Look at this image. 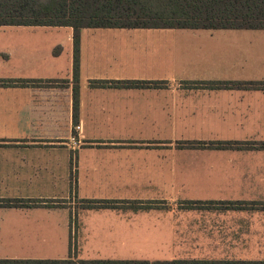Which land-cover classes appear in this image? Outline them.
Instances as JSON below:
<instances>
[{
  "label": "crops",
  "instance_id": "0c3cea01",
  "mask_svg": "<svg viewBox=\"0 0 264 264\" xmlns=\"http://www.w3.org/2000/svg\"><path fill=\"white\" fill-rule=\"evenodd\" d=\"M7 28L24 33L0 36V80L55 82H0V198L42 200L0 206V258L76 257L72 198L114 201L78 213L124 217L119 226L101 224L116 236L106 240L113 245L145 235L157 244L167 235L179 246L189 235L206 239L177 251L258 250L263 204L228 203L264 202V89L233 84L264 81L262 36L236 28L85 27L75 81L72 26L0 25ZM122 80L150 82H100ZM52 234L61 255L16 252L50 244ZM183 258L248 259H170Z\"/></svg>",
  "mask_w": 264,
  "mask_h": 264
},
{
  "label": "trees",
  "instance_id": "16d2710c",
  "mask_svg": "<svg viewBox=\"0 0 264 264\" xmlns=\"http://www.w3.org/2000/svg\"><path fill=\"white\" fill-rule=\"evenodd\" d=\"M0 25L72 26L75 31L74 79L77 81L80 68L79 35L82 28L264 29V0H0ZM0 82L38 84L55 81L18 78L1 79ZM100 82L140 84L150 81ZM233 84L264 89V81L233 82ZM233 145L242 146L239 142L219 143L220 147ZM258 146L264 148V142ZM41 201L0 198V206H32L40 205ZM82 201L87 203L84 208L116 207L111 200L82 199ZM242 204V202L228 203L229 206L235 207H241ZM45 205L52 204L47 202ZM0 264H264V258L148 260L86 259L70 256L68 258H0Z\"/></svg>",
  "mask_w": 264,
  "mask_h": 264
},
{
  "label": "rangeland",
  "instance_id": "374dc122",
  "mask_svg": "<svg viewBox=\"0 0 264 264\" xmlns=\"http://www.w3.org/2000/svg\"><path fill=\"white\" fill-rule=\"evenodd\" d=\"M246 33L255 34L258 36H262L264 38V29H244L243 30ZM19 33L17 30H10V29H4L0 30V36L3 35H16ZM69 202L72 209H74V213L77 214L75 218H73L72 214V221L77 225V233L71 234V240H70V254L76 255V257L80 258H107V259H148V260H171L170 258H174L175 255H194V254H201V255H211V256H221V257H227V258H248V259H263L264 258V237L263 241H259L262 243V245H258L256 248L258 250L256 251H215V252H204V251H198V252H180L177 251V249H183L188 248L191 244H198L194 241L198 239H201L202 242H205V237H195L193 236H184L181 240L180 237H176L179 240L185 242V245H170L168 242V238L170 236L167 235H161L159 243H151V241L148 238V235L136 237L133 242H130V245H113L112 243H107L106 240L108 238H115L116 236L107 235L105 234V231L101 224H105L108 222H113L114 224H118L122 220H126L124 217L118 218L115 217L113 219L108 218L109 216L106 215L105 212H99L91 210L87 211L85 215L82 217H78V213L84 206L87 204L81 199L78 198H72ZM226 204V203H225ZM262 203H252L247 202L243 203L241 207H235L230 206L234 208H240L244 210L245 208L251 209L253 205H255L257 208L262 207ZM261 206V207H260ZM264 206V204H263ZM126 208V207H124ZM128 209V208H127ZM126 213H128L126 216L128 220H131L130 225H138L139 222H135L136 218L131 217L133 214L130 210H126ZM104 213V214H103ZM149 216V215H147ZM87 224L86 228L83 229V232L85 234L84 240L82 238L81 231L79 230V227L82 225V222ZM132 222H135L134 224ZM158 222V221H157ZM81 224V225H80ZM101 227V229L99 228ZM121 228V227H120ZM100 232H102L100 234ZM135 237V236H134ZM150 237V236H149ZM262 238V236H261ZM51 239H54V241L50 242V244L47 245H41V246H28L27 249L16 251L17 253H22L23 255H26L27 257H32L35 255L38 256H53V255H61L62 249L57 247H52L55 240V235L52 234ZM78 240H82L83 243L79 244ZM167 240V241H166ZM152 244V245H151ZM200 247H208L206 244L199 245ZM60 247V246H58ZM193 247V245H192ZM5 253L9 251H4ZM10 253V252H9Z\"/></svg>",
  "mask_w": 264,
  "mask_h": 264
},
{
  "label": "built area",
  "instance_id": "2783aa9c",
  "mask_svg": "<svg viewBox=\"0 0 264 264\" xmlns=\"http://www.w3.org/2000/svg\"><path fill=\"white\" fill-rule=\"evenodd\" d=\"M76 129H80V125H76ZM70 141L72 142L73 145H76L79 143V140L77 139L76 135H72Z\"/></svg>",
  "mask_w": 264,
  "mask_h": 264
}]
</instances>
